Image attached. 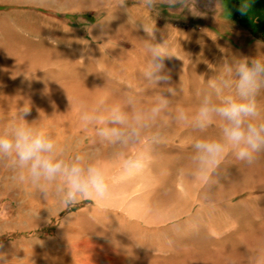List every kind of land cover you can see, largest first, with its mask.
Instances as JSON below:
<instances>
[{
	"label": "rangeland",
	"instance_id": "1",
	"mask_svg": "<svg viewBox=\"0 0 264 264\" xmlns=\"http://www.w3.org/2000/svg\"><path fill=\"white\" fill-rule=\"evenodd\" d=\"M124 2L136 26L118 0L101 7L96 0H0V129L30 107L29 123L110 177L106 198L64 210L0 163V264H264V150L251 163L226 154L205 173L193 165L190 145L218 137L219 121L204 131L171 123L159 142L122 149L85 129L77 106H91L105 90L109 103L135 96L150 105L157 86L141 74L147 44L167 41L187 63L166 59L171 79L158 88L175 90L165 93L173 107L195 110L225 61L264 60V0ZM142 23L156 25L155 41ZM257 103L264 120V88ZM133 154L144 167L123 169Z\"/></svg>",
	"mask_w": 264,
	"mask_h": 264
},
{
	"label": "clouds",
	"instance_id": "2",
	"mask_svg": "<svg viewBox=\"0 0 264 264\" xmlns=\"http://www.w3.org/2000/svg\"><path fill=\"white\" fill-rule=\"evenodd\" d=\"M34 2L39 6H50L55 0ZM111 2L96 0L95 6L101 7ZM144 2L151 5L154 0ZM167 2L175 5L178 0ZM91 7L87 10H91ZM117 8H123L128 13V22L136 26V20L132 18L124 0H118ZM238 10L242 15L248 14V5L241 3ZM142 25L150 41H155L156 25ZM80 43L87 45L88 41L82 40ZM147 52L150 55L141 68V74L149 84L157 86L154 101L150 105H142L135 96H127L121 101L109 103L111 93L107 90L98 94L91 106L84 100H77L80 120L85 129L91 128L102 141L129 149L148 142H159L162 139L161 130L171 123L204 131L219 121L218 137L196 139L190 145L194 150L193 165L205 173L214 171L226 154H231L235 160L251 163L255 154L264 150V120L260 119L257 103V96L264 88V60L239 58L233 62L225 61L222 72L207 81L208 91L199 106L189 110L173 107L171 97L165 95L174 94L172 87L158 88V85H167L171 79L165 66L166 59L175 57L184 64L187 61L177 55L167 41L148 43ZM80 61L84 62L83 53ZM52 67L58 69L59 65L53 63ZM104 74L111 75L107 72ZM144 91L143 88L136 89L137 94ZM29 114L30 107L18 108L14 118L0 129V163L14 172V178L19 183L31 185L46 201L53 198L64 210L71 209L83 199L106 198L110 177L103 167L85 154H70L35 121L29 123L25 119ZM121 167L139 170L144 167V162L134 154L128 155ZM99 211L105 210L100 208ZM90 218L101 224L98 216L92 215ZM210 234L217 235L212 229Z\"/></svg>",
	"mask_w": 264,
	"mask_h": 264
}]
</instances>
